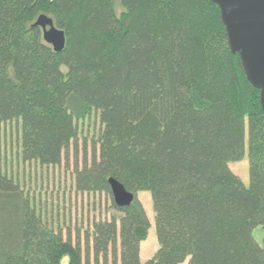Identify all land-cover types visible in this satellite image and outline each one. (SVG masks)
Returning <instances> with one entry per match:
<instances>
[{"label":"trees","instance_id":"trees-1","mask_svg":"<svg viewBox=\"0 0 264 264\" xmlns=\"http://www.w3.org/2000/svg\"><path fill=\"white\" fill-rule=\"evenodd\" d=\"M42 14L64 32L60 53L32 27ZM91 117L90 163L73 187L108 195L110 219L92 223L82 249L0 169V264H264V110L217 5L0 0V124L18 126L21 161L59 166ZM245 155L248 186L229 168ZM110 178L134 195L129 207L114 204ZM141 192L157 242L144 263Z\"/></svg>","mask_w":264,"mask_h":264},{"label":"rangeland","instance_id":"rangeland-1","mask_svg":"<svg viewBox=\"0 0 264 264\" xmlns=\"http://www.w3.org/2000/svg\"><path fill=\"white\" fill-rule=\"evenodd\" d=\"M116 10L121 8L116 3ZM97 119L90 118L89 129L84 126L81 136L78 138L77 150L72 148L67 160H62L56 167H40L38 164L23 163L18 155L19 128L15 124H0V169L11 176L25 192L48 226L60 230L63 236L67 233L72 241L79 236L83 249V235L91 229L94 221L109 220L113 214L110 197L106 194H79L73 187L74 170H80L84 159L90 163L91 154V130L97 128ZM238 167L236 171L245 186H248L247 155L238 163L230 164ZM142 204L146 216L150 222L148 236L141 246V263L150 259L157 250L156 236L153 226V212L150 195L147 192L136 194ZM256 242L260 243L263 233L256 229L253 234ZM61 264H67V258L62 259ZM90 264H105L99 260L97 263L90 259ZM106 264H112L110 258ZM117 264L119 262L117 261ZM184 264H187L185 262Z\"/></svg>","mask_w":264,"mask_h":264},{"label":"water","instance_id":"water-1","mask_svg":"<svg viewBox=\"0 0 264 264\" xmlns=\"http://www.w3.org/2000/svg\"><path fill=\"white\" fill-rule=\"evenodd\" d=\"M220 10L221 20L227 33L229 48L238 54L249 83L260 91V102L264 110V0H211ZM32 27L42 32L43 41L55 53L65 48V35L55 27L53 20L42 14ZM108 185L119 208L129 207L134 195L113 179Z\"/></svg>","mask_w":264,"mask_h":264},{"label":"crops","instance_id":"crops-1","mask_svg":"<svg viewBox=\"0 0 264 264\" xmlns=\"http://www.w3.org/2000/svg\"><path fill=\"white\" fill-rule=\"evenodd\" d=\"M229 168H230V170L241 180V182L243 183V181H242V179L240 178V176H239V172H237L236 171V168H238V167H231V165H229ZM244 184V183H243ZM245 185V184H244ZM141 246L142 245H140V248H139V257L141 256ZM140 261H141V259H140ZM147 261V260H146ZM187 262V261H186Z\"/></svg>","mask_w":264,"mask_h":264}]
</instances>
